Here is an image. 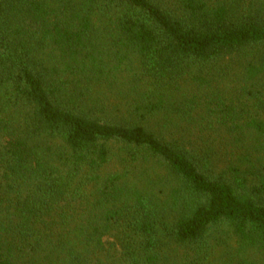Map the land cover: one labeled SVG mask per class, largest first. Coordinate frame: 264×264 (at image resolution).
<instances>
[{"label":"trees","instance_id":"obj_1","mask_svg":"<svg viewBox=\"0 0 264 264\" xmlns=\"http://www.w3.org/2000/svg\"><path fill=\"white\" fill-rule=\"evenodd\" d=\"M0 264H264V0H0Z\"/></svg>","mask_w":264,"mask_h":264}]
</instances>
